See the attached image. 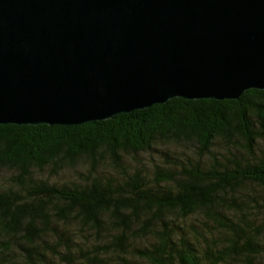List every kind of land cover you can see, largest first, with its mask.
<instances>
[{
    "label": "trees",
    "instance_id": "16d2710c",
    "mask_svg": "<svg viewBox=\"0 0 264 264\" xmlns=\"http://www.w3.org/2000/svg\"><path fill=\"white\" fill-rule=\"evenodd\" d=\"M64 170L73 185L44 178ZM48 235L67 249L50 247L60 262ZM0 236V264L263 263L264 90L73 126L0 124Z\"/></svg>",
    "mask_w": 264,
    "mask_h": 264
},
{
    "label": "water",
    "instance_id": "95a60500",
    "mask_svg": "<svg viewBox=\"0 0 264 264\" xmlns=\"http://www.w3.org/2000/svg\"><path fill=\"white\" fill-rule=\"evenodd\" d=\"M264 90V0H0V124L73 126Z\"/></svg>",
    "mask_w": 264,
    "mask_h": 264
},
{
    "label": "rangeland",
    "instance_id": "374dc122",
    "mask_svg": "<svg viewBox=\"0 0 264 264\" xmlns=\"http://www.w3.org/2000/svg\"><path fill=\"white\" fill-rule=\"evenodd\" d=\"M179 152L186 154V152H190V148L184 147V148L180 149ZM151 153H153V155H154L156 152L154 150H152ZM72 172H73V170H64L63 172H60V174L57 176L50 177V176L46 175V176H44V178H46V179L50 180L52 183H56V184L73 185L72 184L73 183L72 175H71ZM249 190H250V188H249ZM75 225L78 226V224H75ZM75 225L72 226V225L63 224L61 231H67V232L69 231V232L73 233V236H77V235H79V236H87L88 235V237L90 236V233L88 231L86 233L84 230H80L79 227L76 228ZM0 238H1V236H0ZM46 240H47L46 246H48V248H49V250L46 249V252L50 251L49 257L55 262H60L61 258L59 256V254L56 253L55 251L51 250L50 247H57L58 252L59 251L66 252L67 249L65 248V246H62V243L60 244L57 242L55 235H48L46 237ZM263 261H264V257H263ZM259 264H264V262L259 263Z\"/></svg>",
    "mask_w": 264,
    "mask_h": 264
}]
</instances>
